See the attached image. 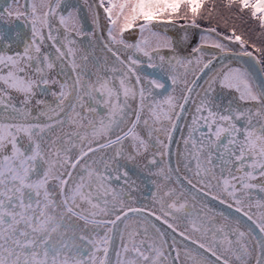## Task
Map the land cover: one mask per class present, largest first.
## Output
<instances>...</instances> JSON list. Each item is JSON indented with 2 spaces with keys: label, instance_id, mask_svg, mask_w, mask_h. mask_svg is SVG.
<instances>
[{
  "label": "snow or ice",
  "instance_id": "snow-or-ice-1",
  "mask_svg": "<svg viewBox=\"0 0 264 264\" xmlns=\"http://www.w3.org/2000/svg\"><path fill=\"white\" fill-rule=\"evenodd\" d=\"M203 4L85 0L92 31L79 5L64 0H10L0 8V264H264V64L234 30L223 36L201 28ZM239 4L264 28V0ZM182 7L191 20L183 18V36L174 39L166 33ZM100 8L107 37L99 39L110 54L102 63L82 54L77 40L96 41ZM189 31L199 32V42L182 54ZM222 39L238 41L241 51ZM145 58L170 87L143 74ZM189 114L190 123L179 124ZM178 125L187 135L176 167L151 172L156 157L170 154ZM129 164L163 178L152 181V207H131L124 189L111 187L114 174L128 184ZM190 193L241 215L216 213L207 202L194 215ZM242 217L251 223L245 227ZM152 218L183 240L169 242Z\"/></svg>",
  "mask_w": 264,
  "mask_h": 264
},
{
  "label": "flooded vegetation",
  "instance_id": "flooded-vegetation-1",
  "mask_svg": "<svg viewBox=\"0 0 264 264\" xmlns=\"http://www.w3.org/2000/svg\"><path fill=\"white\" fill-rule=\"evenodd\" d=\"M21 3L24 2V0H20ZM66 4H69L71 6H76L79 5L80 8V15L83 18V23L87 31H92V24H91V16L89 13L88 7L85 6V0H64ZM91 2V0H89ZM98 3L99 0H96ZM10 3V0H0V8H3L7 6V4ZM99 14H100V28L96 30L95 36H96V41H92L90 38H85V37H80L77 38L78 43L83 47L84 53L82 54H88L89 58L91 59L93 56L99 58V61L102 63L105 55H108L110 57V54L106 53V50L103 49V41H101L99 38L101 35H103L105 38L107 37V20L105 18V13L103 12V9L100 8L98 9ZM185 22H177L176 27H171L167 31V35L172 36L174 39L179 38L183 36V31L179 28V24H182ZM6 26L4 24H0V29L5 28ZM14 28H19L22 33H27L29 32V29L23 27V21H16ZM201 28H203L201 26ZM161 32H164L163 28L158 29ZM130 32H134L135 38H139V32L138 30H129ZM126 39H128L130 42H134L132 40V37L128 35V33L125 34ZM199 42V32H192L189 31V42L188 46L185 48L183 45L180 47V51L182 54H186L188 51L191 50V47L195 46L196 43ZM222 42L224 43V40L222 39ZM47 46L48 48L51 47V41H47ZM229 48L234 49L235 51L239 52L241 51L236 43H231L229 42ZM91 45V46H89ZM47 50V49H45ZM206 52L211 55L213 53V49L210 47H206ZM54 52V49H52ZM245 51V50H244ZM249 52V51H248ZM162 54H170L167 52V50H163ZM254 55V54H253ZM255 56V55H254ZM256 57V56H255ZM257 58V57H256ZM258 59V58H257ZM111 62V60H110ZM227 64V63H226ZM262 64V63H261ZM233 66H237L236 62L233 61ZM141 71L143 74H151L157 76V78L163 79L167 85L170 87L171 86V81L167 80V77L159 71V69H154V68H149L148 67V62L147 59L145 58L144 64L142 65ZM200 84H203L204 81L202 80L199 82ZM58 90V89H57ZM161 93V98L163 94H165L164 90H156ZM227 93H225V97H227ZM193 96H195V93H193ZM49 101H51V96L47 97ZM189 105H191V101L189 102ZM194 111V109H193ZM191 121V115L189 114L187 117V120H185L183 117L179 121V124H185V123H190ZM146 136V132L143 133ZM187 135V129L184 128L181 130V128L178 127L173 131V139L170 142V148L169 152L170 154L166 157H164V160L161 161L160 157H156L158 163L156 166H151L149 165V169L151 172L155 173L158 171L159 167L164 166L165 170H167L168 166H171L173 169L176 167V160L177 156L176 153L178 151L183 150V142L181 140L182 136ZM141 165L146 163V161H140ZM183 166L181 165V168ZM193 167H194V162H193ZM127 169L129 171V181L128 184L124 183L123 178L120 181L115 180V174L113 175V179L110 181L111 187L114 189H124V195L126 197V203H128L131 207H139L143 204H147L149 207H152L153 202H152V192L156 191V185L152 183V181H156L157 184L163 183V178L156 176V175H149L148 172H145L141 170L140 168H137L131 164L127 166ZM134 182V183H133ZM129 184L131 187H129ZM170 187H175L174 181L169 185ZM187 188L188 186L185 185ZM179 191V189H177ZM195 190H192L194 192ZM187 210L195 215V213L200 212L201 205L204 202H207L211 208L214 209L216 213L219 212H224L226 214H231L232 216H240L241 214L236 213L234 208H229L227 204H220L218 201L212 200L210 197H203L200 196L197 200H192V193H190L187 197ZM183 202V201H181ZM231 203V201H229ZM158 205H156V208L158 209ZM153 222L157 224L158 227H160L163 231L168 232L169 235V242L171 241V236L175 235L177 238L178 243L183 240L182 237H179L176 233H172L170 229H167V226L164 225L161 221H155L154 218ZM219 217L217 216V222H219ZM242 220L244 222L245 227L250 224V221H247L246 218L242 217ZM171 222V221H170ZM187 225V219H185L184 224L181 225L180 230H184V226ZM122 227V226H121ZM244 230V229H242ZM258 231V230H257ZM117 243H119V238H117ZM184 244L190 245L189 241H183ZM191 247H195V245H190ZM174 255V253H173ZM183 259V257H182ZM190 264V262H189Z\"/></svg>",
  "mask_w": 264,
  "mask_h": 264
},
{
  "label": "rangeland",
  "instance_id": "rangeland-1",
  "mask_svg": "<svg viewBox=\"0 0 264 264\" xmlns=\"http://www.w3.org/2000/svg\"><path fill=\"white\" fill-rule=\"evenodd\" d=\"M212 6H208L206 7L207 9H203L200 12L201 15L198 19L200 25L203 28L215 27L217 31L223 36H231L232 31L234 30L235 34L239 35L245 42L243 50L251 52L258 58V60L262 64H264V36L262 35L263 33L257 31V35L255 33L253 34L251 29L247 26H244V23L240 19L233 17L231 14L223 13L224 10L216 4L211 15L209 16V9L212 8ZM183 9L185 8L182 7L179 14L182 18L177 20V22H185V19H183L184 17H186L187 20L190 22L191 17L186 16L187 12H185ZM246 9L247 11H252L251 8ZM229 42L236 43L237 47L241 50V46L238 41L224 40V43L227 44L228 47H230L228 44Z\"/></svg>",
  "mask_w": 264,
  "mask_h": 264
},
{
  "label": "trees",
  "instance_id": "trees-1",
  "mask_svg": "<svg viewBox=\"0 0 264 264\" xmlns=\"http://www.w3.org/2000/svg\"><path fill=\"white\" fill-rule=\"evenodd\" d=\"M218 5L221 9H223V13H226V14H231L233 17H236L237 19H240L243 23H244V26H247L251 29V31L253 32V34L256 33L257 31V28L255 27L254 28V25H252L250 23V21H248V18L247 16H245L243 13H239L240 12V4H236V3H233L232 4V7L231 8H226L224 6L225 4V1L224 0H204V4L202 5V8L200 9V12L203 10V9H207L206 7L208 6H212V5ZM185 9H183L185 12H187V15L188 17H191V14L188 12V9H186V7H183ZM239 13V14H238Z\"/></svg>",
  "mask_w": 264,
  "mask_h": 264
},
{
  "label": "water",
  "instance_id": "water-1",
  "mask_svg": "<svg viewBox=\"0 0 264 264\" xmlns=\"http://www.w3.org/2000/svg\"><path fill=\"white\" fill-rule=\"evenodd\" d=\"M244 61H247L248 63H254V61H251V59L247 58V57L244 58ZM244 61H241V63H243ZM228 62L229 61L227 59L223 60V63H225V64L228 63ZM213 66L216 67V68H219L221 66V58L220 57H217V59L213 61ZM245 66H247V64H245ZM258 78H260V77H258ZM202 80L203 79H201L199 82H201Z\"/></svg>",
  "mask_w": 264,
  "mask_h": 264
}]
</instances>
